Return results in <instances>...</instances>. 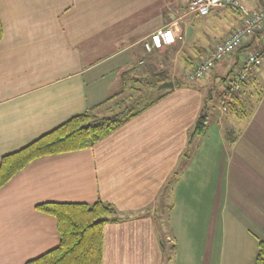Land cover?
Instances as JSON below:
<instances>
[{"label": "crops", "instance_id": "1", "mask_svg": "<svg viewBox=\"0 0 264 264\" xmlns=\"http://www.w3.org/2000/svg\"><path fill=\"white\" fill-rule=\"evenodd\" d=\"M188 1L0 0V158L103 103L125 71L151 75L165 63L186 74L241 21L239 9L178 19L167 7L182 14ZM240 6L253 12L264 0ZM171 24L181 39L146 54L142 41ZM258 43L257 35L226 58L225 78ZM209 77L171 88L90 148L32 161L2 186L0 264L59 244L55 218L36 205L97 200L127 217L104 225L101 264H163L167 247L170 264H254L264 228V64L235 110L219 103L225 89L207 99L225 80ZM203 109L207 125L192 135Z\"/></svg>", "mask_w": 264, "mask_h": 264}, {"label": "trees", "instance_id": "2", "mask_svg": "<svg viewBox=\"0 0 264 264\" xmlns=\"http://www.w3.org/2000/svg\"><path fill=\"white\" fill-rule=\"evenodd\" d=\"M1 37L0 22V40ZM131 73H121L119 91L103 103L70 118L21 149L2 156L0 188L36 159L92 147L156 104L170 91L157 90L158 85L171 82L162 70L145 78H136ZM185 85L192 87L194 83L173 82V87ZM128 90L133 93L123 97ZM237 96L238 93L227 92L225 89L219 95V103L235 110L233 101L237 100ZM206 125L207 115L203 109L198 114L191 134L201 135ZM35 208L55 218L59 244L25 264H101L104 225L127 218L120 217L113 206L100 200L92 204L48 202L38 204ZM254 264H264V228L257 238Z\"/></svg>", "mask_w": 264, "mask_h": 264}, {"label": "built area", "instance_id": "3", "mask_svg": "<svg viewBox=\"0 0 264 264\" xmlns=\"http://www.w3.org/2000/svg\"><path fill=\"white\" fill-rule=\"evenodd\" d=\"M214 9H239L242 15L241 21L232 33L216 43L206 58L188 71L185 77L190 82L201 80L213 71L218 61L226 59L251 38L258 35V48L246 53L237 61L227 77L226 91L237 94L242 90L251 73H254L264 64V6L259 10L249 12L240 6V0H189L184 13L177 18L204 17ZM177 30L175 24H171L167 28L157 29L142 41L144 52L150 53L180 40L181 35L180 32L177 33Z\"/></svg>", "mask_w": 264, "mask_h": 264}, {"label": "rangeland", "instance_id": "4", "mask_svg": "<svg viewBox=\"0 0 264 264\" xmlns=\"http://www.w3.org/2000/svg\"><path fill=\"white\" fill-rule=\"evenodd\" d=\"M167 4H170V1L167 3ZM168 8H170V9H172L173 11H175V16L176 17H179L180 15H181V13L179 12L180 10L178 9V7H173V8H171V6H167ZM195 18H197V17H195ZM199 18V17H198ZM201 18V17H200ZM142 48V47H141ZM147 54V53H146ZM152 55V54H151ZM182 57V56H181ZM144 58H147V55H145L144 54V56H143V58L142 59H144ZM231 63H233V58L232 57H229L228 59H223V60H220V61H218L217 63H216V66H215V68L213 69V72H214V74H215V76H219V77H224L225 78V76L227 75V73H228V70H229V67H230V65H231ZM180 65V64H179ZM141 66L142 65H140V68H141ZM157 66H158V68H160V67H162L161 69H162V71L164 72V73H166L167 74V76H168V78H169V80H171V82L173 83L174 81H176V82H184V83H187V82H189L190 83V81H188L187 79H186V77H185V72H181L180 70H178L177 68H175V67H173V68H170L169 67V64L167 65V64H162V66H159V64H157ZM169 67V68H168ZM179 67V66H178ZM137 70H134V72H132L133 73V75H135L136 76V78H142L143 76V78H145L146 76H148L147 74H145V73H143V72H140L141 70H139L138 68H136ZM159 71V70H158ZM132 75V76H133ZM140 75V76H139ZM172 76V77H171ZM209 75H207V76H205L203 79H201V80H199V81H194V82H192V83H194V84H203L206 80L208 81V80H210V77L207 79V77H208ZM226 81H227V78L225 79V80H219L217 83H216V86H214V88H212V89H206L204 92H205V96L207 97V99H213L214 100V98H215V100L214 101H218L219 100V97L218 96H215V93L214 92H219V91H221V90H224L225 89V87H226ZM205 88H207V87H205ZM133 92H131L130 90H128L127 91V93H124V95H123V97H127L129 94H132ZM122 97V98H123ZM214 111L209 107L208 109H207V115H208V117H210V119H211V115H212V113H213ZM261 199H263L264 200V193L261 195ZM159 228H158V233L160 234V232H159ZM170 251H171V249H169L168 247L167 248H165V253H166V257H167V259H166V261H164V263L163 264H170V260H169V258H170Z\"/></svg>", "mask_w": 264, "mask_h": 264}, {"label": "water", "instance_id": "5", "mask_svg": "<svg viewBox=\"0 0 264 264\" xmlns=\"http://www.w3.org/2000/svg\"><path fill=\"white\" fill-rule=\"evenodd\" d=\"M171 88H173L172 82H165L157 86V90L171 89Z\"/></svg>", "mask_w": 264, "mask_h": 264}]
</instances>
